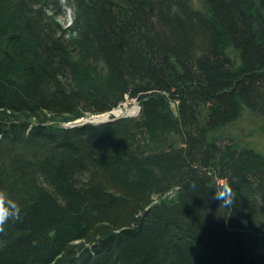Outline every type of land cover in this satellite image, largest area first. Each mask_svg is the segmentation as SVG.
<instances>
[{
    "label": "trees",
    "instance_id": "1",
    "mask_svg": "<svg viewBox=\"0 0 264 264\" xmlns=\"http://www.w3.org/2000/svg\"><path fill=\"white\" fill-rule=\"evenodd\" d=\"M63 1L0 0V264H264V154L211 136L264 128V0Z\"/></svg>",
    "mask_w": 264,
    "mask_h": 264
},
{
    "label": "rangeland",
    "instance_id": "2",
    "mask_svg": "<svg viewBox=\"0 0 264 264\" xmlns=\"http://www.w3.org/2000/svg\"><path fill=\"white\" fill-rule=\"evenodd\" d=\"M193 2L196 6H198L197 0H193ZM58 20H60V24L63 26L69 22V19H66L67 21H63L64 17H59ZM133 103L135 102L132 99H126L122 104L130 107ZM220 130L219 134L213 132L211 136L213 137V141L224 149L226 145L232 144L231 141H233L234 143H239V147L244 145L254 146L264 153L263 122L259 118L251 115L248 110H244L235 122L223 127Z\"/></svg>",
    "mask_w": 264,
    "mask_h": 264
},
{
    "label": "clouds",
    "instance_id": "3",
    "mask_svg": "<svg viewBox=\"0 0 264 264\" xmlns=\"http://www.w3.org/2000/svg\"><path fill=\"white\" fill-rule=\"evenodd\" d=\"M216 198L219 199L215 193ZM226 208L232 207L231 201H221L220 204ZM21 220V207L17 201L10 198L9 194L0 190V234L5 232V225L9 221H20ZM4 246V242L0 241V247Z\"/></svg>",
    "mask_w": 264,
    "mask_h": 264
},
{
    "label": "bare ground",
    "instance_id": "4",
    "mask_svg": "<svg viewBox=\"0 0 264 264\" xmlns=\"http://www.w3.org/2000/svg\"><path fill=\"white\" fill-rule=\"evenodd\" d=\"M61 2H64L63 0H61ZM197 2H198V6H196L195 4H194V2H193V6H194V8H196V9H200V3H199V0H197ZM75 14H76V10L74 9V6H72L71 5V7H66V8H64V10L63 11H61L60 13H59V17H64V18H66V19H69V22H67L65 25H71L72 24V19H74V17H75ZM67 21V20H66ZM133 88V87H132ZM125 94H127V93H125ZM128 95V94H127ZM127 95H125L124 96V99H126L128 96ZM132 100H135V99H132ZM137 101V100H136ZM138 103V102H137ZM123 107H125L126 109H125V114H136L137 113V107H136V105L133 103L132 104V106H130V107H128L127 105H123ZM120 111V109L119 108H114V111L112 112V113H114V114H117L118 112ZM109 112V111H108ZM104 113H106V112H104ZM251 115H253L254 117H256L254 114H252L251 112H249ZM102 113H98V114H92V115H88V116H83V117H80V118H78L77 120H83V121H88L89 119H91L92 118V120L93 121H95V120H99V119H104V118H106V116L105 115H101ZM98 115H101V116H98ZM95 116H98V117H95ZM223 127H221V128H219V129H217V130H215V132H216V134H219L220 133V129H222ZM214 132V133H215ZM218 132V133H217ZM215 135V134H214ZM249 146V145H248ZM250 147H253V148H255L256 150H258V151H261V150H259L258 148H256V147H254V146H250ZM262 152V151H261ZM263 153V152H262ZM264 154V153H263ZM263 190V191H262ZM261 191L262 192H264V188L262 187L261 188ZM261 194V193H260ZM264 202V201H263ZM258 252H262V251H260V250H256V256H260L259 255V253Z\"/></svg>",
    "mask_w": 264,
    "mask_h": 264
},
{
    "label": "water",
    "instance_id": "5",
    "mask_svg": "<svg viewBox=\"0 0 264 264\" xmlns=\"http://www.w3.org/2000/svg\"><path fill=\"white\" fill-rule=\"evenodd\" d=\"M133 101L135 102L134 104L137 107V113L136 114L138 115L139 110H140V106H139V104L137 103L136 100H133ZM118 108L120 109V111L117 114L112 113L114 111V109L110 110L109 112L102 113L101 115H105L106 116V118H104V119H99V120H95V121H93L92 118L89 119L88 121L75 120L73 122L67 123L66 126L70 127V126L84 125V124L101 125V124H105L107 122L116 120V119L121 118V117H134V116H137L135 114H125V112H126L125 109L126 108L123 107V104H120L118 106ZM101 115H98V116H101ZM98 116H95V117H98Z\"/></svg>",
    "mask_w": 264,
    "mask_h": 264
}]
</instances>
